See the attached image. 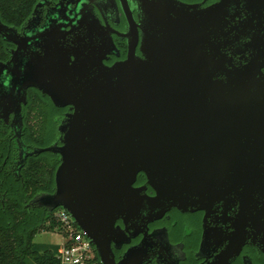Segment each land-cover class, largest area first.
Here are the masks:
<instances>
[{"label":"water","instance_id":"water-1","mask_svg":"<svg viewBox=\"0 0 264 264\" xmlns=\"http://www.w3.org/2000/svg\"><path fill=\"white\" fill-rule=\"evenodd\" d=\"M137 1L139 24L123 0L130 50L111 66L94 26L67 42L62 25L22 37L0 19V35L17 45L0 62V110L18 116L30 87L73 109L56 149V191L36 201L50 211L68 210L102 264H115L118 218L144 223L173 207L210 215L239 205L235 238L212 264L230 263L247 227L262 235L264 252V74L258 58L233 66L216 40L229 7L245 1L261 19L264 0H220L205 9L177 0ZM138 26L144 58L135 52ZM35 39L41 50L25 57ZM140 173L154 196L134 186ZM131 260L129 253L122 264Z\"/></svg>","mask_w":264,"mask_h":264},{"label":"flooded vegetation","instance_id":"flooded-vegetation-1","mask_svg":"<svg viewBox=\"0 0 264 264\" xmlns=\"http://www.w3.org/2000/svg\"><path fill=\"white\" fill-rule=\"evenodd\" d=\"M127 1L135 23L139 24L141 21L139 2L137 0ZM177 1L205 9L220 0ZM224 19V24L216 39L220 44V50L227 57H231L232 65L235 67L244 66L258 58L264 74V12L261 19H254L253 12L246 2L241 1L239 6L229 7L228 15L225 14ZM57 25L64 26L67 42L72 41L76 34L87 32L89 26H94L95 34L98 35L97 42L101 45L103 41L105 42L103 61L108 66L128 58L130 50L128 34L131 31V24L123 0H37L31 15L21 26H9L15 28L22 37H26L35 36ZM138 30L139 40L135 52L144 58L142 29L138 26ZM256 37H258L257 41L254 40ZM9 43L12 44L10 48L12 55L17 45ZM40 50L39 40H30L24 56L28 57V52ZM37 94L48 98L56 110L51 115L54 124L51 135L47 129L52 139L42 147L29 141H25V147H21L16 140H19L21 135L23 136L26 122L34 123L39 119L36 112L28 108L29 96L36 97ZM72 112L70 105L57 104L41 89L28 88L26 101L22 103V110L18 116L13 111L5 114L3 110H0V126L7 128L10 141V148L3 166L20 174L22 165L30 156L45 151L58 152L56 149L63 145L64 127ZM49 147L53 149L40 153L35 152L37 149ZM20 162H23L21 166H19ZM134 186L143 188L142 194L150 196L156 194L147 183L144 173L138 175ZM238 211L239 205L228 213H224V208L221 206L218 211L210 215L204 210L184 211L173 207L162 217L144 223L136 218L126 222L120 217L115 222L118 232L111 242V256L115 264H122L129 253L132 254L130 264H212L229 249L235 238L234 223ZM247 230L246 242L229 264H264V252L260 244L262 235L257 234L256 230L251 227H247Z\"/></svg>","mask_w":264,"mask_h":264},{"label":"trees","instance_id":"trees-1","mask_svg":"<svg viewBox=\"0 0 264 264\" xmlns=\"http://www.w3.org/2000/svg\"><path fill=\"white\" fill-rule=\"evenodd\" d=\"M36 2L0 0V19L19 27L31 15ZM11 46L0 35V62L10 59ZM28 105L39 119L34 123L26 122V130L16 143L21 147H25V141L38 147L45 146L52 139L54 124L51 115L56 110L49 99L40 94L29 96ZM8 132L7 128L0 126V264H61L59 244L35 241V236L41 231H54L58 226L54 216L56 209L50 211L36 199L56 191L61 154L45 151L30 156L24 165L20 162L19 166L23 167L21 173H14L3 166L10 148Z\"/></svg>","mask_w":264,"mask_h":264},{"label":"built area","instance_id":"built-area-1","mask_svg":"<svg viewBox=\"0 0 264 264\" xmlns=\"http://www.w3.org/2000/svg\"><path fill=\"white\" fill-rule=\"evenodd\" d=\"M56 229L62 235L58 259L61 264H102L91 238L81 229L71 213L63 207L54 214Z\"/></svg>","mask_w":264,"mask_h":264},{"label":"rangeland","instance_id":"rangeland-1","mask_svg":"<svg viewBox=\"0 0 264 264\" xmlns=\"http://www.w3.org/2000/svg\"><path fill=\"white\" fill-rule=\"evenodd\" d=\"M35 241L59 244L62 242V235L58 229L54 231H41L35 236Z\"/></svg>","mask_w":264,"mask_h":264}]
</instances>
